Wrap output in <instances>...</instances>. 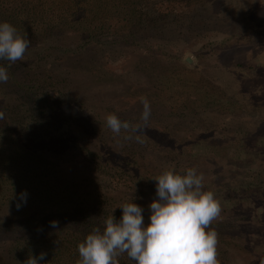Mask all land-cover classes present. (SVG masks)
<instances>
[{
  "label": "rangeland",
  "instance_id": "374dc122",
  "mask_svg": "<svg viewBox=\"0 0 264 264\" xmlns=\"http://www.w3.org/2000/svg\"><path fill=\"white\" fill-rule=\"evenodd\" d=\"M0 1V9L20 14L27 7L26 0ZM52 12L35 20L24 59L7 62L15 79L31 75L41 90L22 101L9 93L3 104L19 100L23 111L31 99L58 103L57 121L23 120L19 128L22 136L26 128L49 129L41 148L31 144L47 166L28 167L26 177L0 167L15 175L16 186L10 200L0 194L1 214L18 203H106L116 210L133 202L147 225L157 199L153 178L166 165L195 167L221 204L211 225L220 264H264V0H69ZM17 20L11 24L26 29L27 20ZM82 41L101 43L79 50ZM109 113L143 132L115 136L105 123ZM9 134L0 136L2 158L23 164Z\"/></svg>",
  "mask_w": 264,
  "mask_h": 264
},
{
  "label": "clouds",
  "instance_id": "9594fccd",
  "mask_svg": "<svg viewBox=\"0 0 264 264\" xmlns=\"http://www.w3.org/2000/svg\"><path fill=\"white\" fill-rule=\"evenodd\" d=\"M30 44L26 32L21 33L9 22H0V62L15 64L23 60ZM8 80V68L0 64V83ZM142 103L140 119L146 126L151 111L146 98ZM105 123L117 137L122 130L143 132L141 125L122 121L114 113L106 115ZM153 180L157 199L149 205L150 223L145 225L142 207L133 202L122 203L119 220L113 214L108 215L102 227H93L78 243L76 264H120L119 258L124 255L135 264H220L218 233L211 225L222 208L215 193L204 190V175L195 167L177 170L170 164ZM26 196V192L21 193L22 199ZM50 226L57 228L58 221H51ZM45 257L44 252L39 256L30 254L24 264H39Z\"/></svg>",
  "mask_w": 264,
  "mask_h": 264
},
{
  "label": "trees",
  "instance_id": "16d2710c",
  "mask_svg": "<svg viewBox=\"0 0 264 264\" xmlns=\"http://www.w3.org/2000/svg\"><path fill=\"white\" fill-rule=\"evenodd\" d=\"M68 4L69 0H26L24 2V5L27 6L26 10L23 12L20 10L21 14L17 12V9L13 8L8 10L0 9V22L11 23L18 21L17 19H20L22 22L27 20L28 26L26 29L23 25L19 24L20 22L13 23L12 25L19 29L23 27L22 29H25L24 31L27 33V36L30 37L31 30L34 26H37L35 25L37 17L41 22L47 16L49 10L52 12L54 8L62 9L64 6L67 7ZM29 6L32 7L30 8ZM0 7L5 8L1 1ZM94 29H97L96 25L93 27ZM32 43L33 41H31ZM96 43H101V41H82L81 47L79 48L78 46L77 48L81 50L83 46L96 45ZM109 43L113 44L114 41H110ZM140 43L141 45L144 44L143 41H140ZM153 46L157 47V45ZM0 64L7 67L9 73V81L4 84L0 83L4 88H2L4 96L0 97V113H3V118H0V136L3 132L10 133V137L14 138L17 144L20 143V148L25 154L23 165L18 161L17 157H7L8 161L2 158L4 153H0V167H3L4 170L7 167H12V169L17 168L21 171L20 176L26 177L28 174L26 169L28 167L37 166L44 168L47 166L45 160L40 161L38 159L37 148L32 149L31 144H37V147L41 148L40 146L44 145L48 140V137L44 135L49 133V129L43 130L45 126H40L34 130L26 128L24 129L25 135L22 136L19 129L20 125L23 120L37 122L36 124H39L40 121H57L56 108H59V105L58 103H54V99H48L44 96L43 103L37 104L35 99H31L30 102L33 105H31L29 110L24 109L22 111L23 105L19 103V100L22 101V95L28 97L34 96L36 92L41 90L40 86L37 85L38 83L35 82L31 75L28 80L15 79L12 67L9 68L7 62H0ZM9 93L20 95L17 101L18 104L4 108L3 104ZM45 94L46 91L44 90ZM28 145L33 152L28 150ZM0 175L8 176L5 180L0 181V194L2 193L1 196L5 200H10L16 191V186L13 183L14 178H12L15 175H11V173L5 174L3 170H0ZM105 204L51 203L50 207H47L48 205L41 207L36 206L34 203H26L24 205L23 203H18L19 207L15 206L14 211L7 213L8 215L5 217L3 213L1 214V210L3 211L2 207L4 206L2 205L0 207V264H24V261L30 254L39 256L41 252L46 253V257L39 264H76L79 259L77 245L84 240L92 228L102 227L104 218L110 214H113L119 220L122 209L115 210L113 207L110 208V206L105 207ZM23 210H28V216H23ZM8 217L14 219L9 220L7 219ZM51 221H58V227L52 228L50 226ZM119 259L120 264H135L126 255Z\"/></svg>",
  "mask_w": 264,
  "mask_h": 264
}]
</instances>
